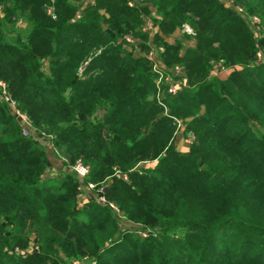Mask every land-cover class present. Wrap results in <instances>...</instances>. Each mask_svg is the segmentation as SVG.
I'll use <instances>...</instances> for the list:
<instances>
[{"label":"trees","instance_id":"obj_1","mask_svg":"<svg viewBox=\"0 0 264 264\" xmlns=\"http://www.w3.org/2000/svg\"><path fill=\"white\" fill-rule=\"evenodd\" d=\"M262 47L264 0H0V82L32 128L0 99V264H264ZM41 139L106 203L47 178Z\"/></svg>","mask_w":264,"mask_h":264},{"label":"rangeland","instance_id":"obj_2","mask_svg":"<svg viewBox=\"0 0 264 264\" xmlns=\"http://www.w3.org/2000/svg\"><path fill=\"white\" fill-rule=\"evenodd\" d=\"M228 3H229V5H230V7L231 8H234V10H235V12L238 14V15H241V14H244L245 13V11H244V9L242 8V7H239V6H237V5H235L234 3H233V1H228ZM247 23V26L252 30V32L255 34V35H259V37H261L262 38V32H263V26H262V24H261V21H260V18L259 17H256V16H251V17H249V20L246 22ZM185 26H188L192 31H193V29L189 26V25H185ZM145 29L148 31H146L147 33H149V32H151L152 31V29H153V26H149V27H147V26H145ZM183 30H184V27H183V29H182V31H179V32H177L172 38H171V41H174V40H176V39H178V38H182V37H184L183 35H185L186 33H184L183 32ZM188 35V34H187ZM189 36H195V33H194V31H193V33H192V35H189ZM184 44L186 45V47H189V46H191V45H193L192 44V42L189 40V39H187V38H185V41H184ZM160 49H162V48H160ZM156 53H157V51H156ZM150 54V53H149ZM149 56V55H148ZM257 57H258V60H257V64L258 65H261V64H264V47H262L261 49H259V51H258V53H257ZM217 64H220V63H217ZM216 64V65H217ZM177 68V67H176ZM176 68L174 69V71L176 70ZM224 69H225V71L224 72H222V70L221 69H218V68H216V66H215V69H214V71H213V75L214 76H218V77H226V75L229 73V68H225V67H223ZM177 69H180V74H183V70L180 68V67H178ZM231 69V68H230ZM176 80L173 78V80H172V83H173V86L174 85H176ZM179 82V84L180 85H182V82H180V81H178ZM168 83H170V82H168ZM2 84V85H1ZM171 84V83H170ZM171 86H172V84H171ZM171 88V87H170ZM2 89V92H4V90L6 91V85L4 84V83H2V82H0V90ZM171 89H173V88H171ZM6 93H7V91H6ZM10 98V95L7 93L6 94V98H4V96H2V95H0V99L3 101V102H6V103H9L7 100H9V99H7V98ZM5 99V100H4ZM11 99V98H10ZM13 113H14V115L16 116L17 114H16V111L18 112L19 110L15 107L13 110ZM102 114L103 113H101L100 115L102 116ZM17 119H18V117H16ZM192 119H188V120H186V121H183V120H178L177 121V134H176V147H177V149H178V151H182L180 148H182L181 147V143H183L185 140L189 143V146L191 147V145L195 142V140H196V138H195V136L191 133V134H189V136H188V138H185L184 137V134H183V132H182V127L183 126H185L186 125V123H188V122H190ZM18 123H20V125H21V128L23 129V131H25L26 132V134L28 133L29 135H31L32 134V128H31V122L29 121V124H27V123H25V122H23L22 120L21 121H18ZM25 134V133H24ZM41 141L44 143V145H45V148H46V151H47V155H48V157H49V159H50V161H51V169H49L48 170V174H47V178H49L50 177V175H51V173L54 171V172H56V173H60V172H70V173H72V175H74L80 182H81V187H82V190H83V199H85V200H90V199H98L102 204H105L106 203V200H105V198H104V196L102 195V190H103V188H101L99 191H96L97 192V194L96 193H94V195H92L93 193H92V191H94V189H95V185H93L94 186V188L93 189H90V186L88 185V186H85V184H84V180H81L78 176H77V174H76V172L73 170V169H68V167H67V165H66V158L65 157H63L62 155H61V153L58 151H56L55 150V148H54V146L52 145V143L50 142V140H46V141H44L43 139H41ZM81 162V161H80ZM82 165L84 166V164L82 163ZM141 168H146V164H142L141 166H140ZM138 169H140V168H138ZM123 177V179L125 178V180H126V176L125 175H123L122 176ZM90 185H92V184H90ZM86 187H89V189H87ZM107 205H109V207L114 211V213L117 215V217L119 218V224L122 226V228L123 229H128V228H130V229H132V226H131V224H129L127 221H126V218H125V216L123 215V213H121L120 212V210L114 205V204H111V203H109V204H107ZM136 230H138L137 228H135ZM141 236L144 238V237H146L147 236V234L145 233V232H143L142 234H141ZM34 242H32L31 243V246L32 247H34ZM87 261L88 260H86L85 262H71V264H86L87 263ZM92 264H95V263H92Z\"/></svg>","mask_w":264,"mask_h":264},{"label":"built area","instance_id":"obj_3","mask_svg":"<svg viewBox=\"0 0 264 264\" xmlns=\"http://www.w3.org/2000/svg\"><path fill=\"white\" fill-rule=\"evenodd\" d=\"M131 5H132V4H131ZM183 32L186 33V34H188V35H192V33H193V31H192L188 26H184V30H183ZM127 41H128V42H131V43H134V42H135L132 38H127ZM160 50H161L162 52L164 51L163 48L160 49ZM156 54H157V53H156V50H152V51L150 52V54H149V58L153 59V58L156 56ZM177 68H178V67H177ZM177 68H176V70L174 71V74H175V75L180 74V72H181L180 69H177ZM216 68L221 69L222 72L225 71V69L223 68V66H222L221 63H220V64H217V65H216ZM154 70H155V72H157L158 75H159V81H158V83H160L163 79H164L166 82H170V83L172 84L171 88H173V89L170 88V89H171L170 92L173 93V94L177 93V91H178V85H174V86H173V83H172L173 76L170 75V73H167V72L164 70V68L161 67V66H159L156 62H155ZM1 85H2V84H1ZM6 94H7V93H6V91L4 90V92H3V96H4V98H6ZM7 99H9V100H7V101L9 102V104H11V105L13 106V109H14V107H16V103H15L14 101H11L9 97H8ZM4 100H5V99H4ZM16 114H17L16 117L20 118L23 122L29 124V119L27 118L26 115H22L19 111H18V112L16 111ZM24 133H25V135H28V133L26 134L25 131H24ZM73 170L76 172L77 176H78L81 180H83V179L89 174V170H88V168L85 167V166H83V165H82V162H80V161H79V162L73 167ZM89 186H90V189H93V188H94L93 185H89ZM87 189H89V187H88ZM90 189H89V190H90Z\"/></svg>","mask_w":264,"mask_h":264},{"label":"crops","instance_id":"obj_4","mask_svg":"<svg viewBox=\"0 0 264 264\" xmlns=\"http://www.w3.org/2000/svg\"><path fill=\"white\" fill-rule=\"evenodd\" d=\"M147 27H149V26H152V22H151V20H147V25H146ZM145 31H147L146 29H145ZM152 31H153V29H152ZM151 31V32H152ZM148 32V31H147ZM169 41L170 42H174V41H171V38L169 39ZM135 43H138L137 41H135ZM192 44H193V42H192ZM191 46H193V45H191ZM181 147L182 148H180L183 152H185V151H187L189 148H190V146H189V143L185 140L183 143H181Z\"/></svg>","mask_w":264,"mask_h":264},{"label":"water","instance_id":"obj_5","mask_svg":"<svg viewBox=\"0 0 264 264\" xmlns=\"http://www.w3.org/2000/svg\"><path fill=\"white\" fill-rule=\"evenodd\" d=\"M18 121H21V119H20V118H18Z\"/></svg>","mask_w":264,"mask_h":264}]
</instances>
